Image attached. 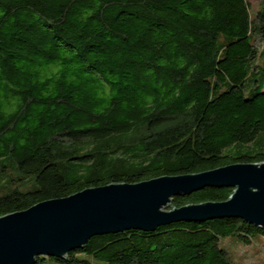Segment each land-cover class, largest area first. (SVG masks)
<instances>
[{
	"label": "trees",
	"instance_id": "16d2710c",
	"mask_svg": "<svg viewBox=\"0 0 264 264\" xmlns=\"http://www.w3.org/2000/svg\"><path fill=\"white\" fill-rule=\"evenodd\" d=\"M261 161L264 0H0V216L86 187ZM260 236L240 218L179 221L35 264H235L226 241Z\"/></svg>",
	"mask_w": 264,
	"mask_h": 264
},
{
	"label": "water",
	"instance_id": "95a60500",
	"mask_svg": "<svg viewBox=\"0 0 264 264\" xmlns=\"http://www.w3.org/2000/svg\"><path fill=\"white\" fill-rule=\"evenodd\" d=\"M204 188L232 192L223 201L172 206L173 197ZM222 218H240L264 230V161L86 187L6 213L0 216V264H35L38 256L65 258L95 235Z\"/></svg>",
	"mask_w": 264,
	"mask_h": 264
},
{
	"label": "rangeland",
	"instance_id": "374dc122",
	"mask_svg": "<svg viewBox=\"0 0 264 264\" xmlns=\"http://www.w3.org/2000/svg\"><path fill=\"white\" fill-rule=\"evenodd\" d=\"M247 1L252 6H257L260 2V0ZM226 242L228 245L227 249L233 257L235 264H264V236L254 237L249 244H242L237 239L227 240ZM79 257L87 259L89 264H107L104 261L96 260L85 254H79ZM47 264H50V261Z\"/></svg>",
	"mask_w": 264,
	"mask_h": 264
}]
</instances>
